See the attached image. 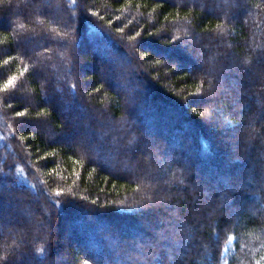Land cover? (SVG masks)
<instances>
[{
	"label": "trees",
	"instance_id": "1",
	"mask_svg": "<svg viewBox=\"0 0 264 264\" xmlns=\"http://www.w3.org/2000/svg\"><path fill=\"white\" fill-rule=\"evenodd\" d=\"M224 262L264 264V0H0V264Z\"/></svg>",
	"mask_w": 264,
	"mask_h": 264
},
{
	"label": "rangeland",
	"instance_id": "2",
	"mask_svg": "<svg viewBox=\"0 0 264 264\" xmlns=\"http://www.w3.org/2000/svg\"><path fill=\"white\" fill-rule=\"evenodd\" d=\"M231 243H232V240H229L226 248L224 249V254H226L228 252V249H229V246L231 245ZM224 264H225V262H224Z\"/></svg>",
	"mask_w": 264,
	"mask_h": 264
},
{
	"label": "snow or ice",
	"instance_id": "3",
	"mask_svg": "<svg viewBox=\"0 0 264 264\" xmlns=\"http://www.w3.org/2000/svg\"><path fill=\"white\" fill-rule=\"evenodd\" d=\"M229 240H231V237H229Z\"/></svg>",
	"mask_w": 264,
	"mask_h": 264
}]
</instances>
